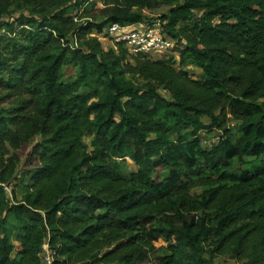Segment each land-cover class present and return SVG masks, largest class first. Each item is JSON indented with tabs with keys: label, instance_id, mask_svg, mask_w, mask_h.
Here are the masks:
<instances>
[{
	"label": "trees",
	"instance_id": "16d2710c",
	"mask_svg": "<svg viewBox=\"0 0 264 264\" xmlns=\"http://www.w3.org/2000/svg\"><path fill=\"white\" fill-rule=\"evenodd\" d=\"M103 1L98 9L92 0H0V12L54 8L49 31L25 32L37 46L22 53L18 71L0 55L10 89L28 83L41 95L10 127L0 115V264H43L44 243L51 264H150L159 247L171 252L170 264H216L221 256L264 264V0L174 5L159 19L183 43L179 63L132 56L122 43L104 49L94 34L148 20L131 9L151 4ZM68 3L78 17L66 15ZM57 22L74 30L76 46H64ZM63 65L75 68L71 82ZM190 65L201 73L190 76ZM204 130L219 132L210 147ZM35 133L49 150L28 190L10 200L5 184L17 157L8 147ZM84 134L97 137L98 150L87 151ZM196 183L202 190L192 193ZM8 216L18 224L17 245Z\"/></svg>",
	"mask_w": 264,
	"mask_h": 264
},
{
	"label": "rangeland",
	"instance_id": "374dc122",
	"mask_svg": "<svg viewBox=\"0 0 264 264\" xmlns=\"http://www.w3.org/2000/svg\"><path fill=\"white\" fill-rule=\"evenodd\" d=\"M96 8H102L104 6L103 0H92ZM155 4L154 0H149L151 6L142 8L139 10L134 7L132 11H140L143 16L147 17L149 21H155L161 18L164 15L170 13L171 8L182 2V0H175L173 4L160 3ZM67 14L71 17H78L80 12L76 8H72L71 3L67 4ZM54 8H36L31 5L21 6V5H12L5 12H0V55L8 63L12 65L13 71H18L21 66V55L26 53L28 50H33L34 46L37 44L30 40L26 36V31L29 29H39L40 27L46 28L48 24L46 17L52 20V12ZM199 15L202 14V11L197 12ZM86 17H79V23L86 21ZM99 20V18H98ZM47 23V24H46ZM67 38L63 41L64 46L66 42L71 46H76L73 29H70L67 25H64L60 22H57ZM49 31V30H48ZM53 38H58L56 32H52ZM96 36V35H95ZM102 44L104 49H115V43L109 37H101V35L96 36ZM61 40H56L54 44L59 43ZM53 43V42H52ZM12 45H15L16 49L13 54H11ZM158 60V58H156ZM177 65V64H175ZM183 69L187 70L192 77H196L201 73V69L197 66H185ZM60 74L62 79L66 82H71L75 75V68L72 66L63 65L60 69ZM138 82V80H137ZM140 82V81H139ZM12 81L9 79L7 72L0 73V115L4 116L7 119L8 127L11 126L12 119L18 114L19 118H22L26 115L27 112L31 111L33 103L35 100H38L41 95L35 94L32 91V87L26 83L24 86H21L15 89H10ZM160 92L169 97L168 93L164 89H160ZM205 123H209L210 119L205 117L203 118ZM45 134L35 133L32 134L27 142L20 146L16 150H12L8 147L9 153H14L17 157L16 170L12 176L10 184H5V191L7 197L11 200L12 191H14L15 197L20 198L27 190V183L29 176L33 174L34 170L40 166L39 156L49 150L48 144L44 141ZM202 144L204 147H210L212 143H215L219 138L218 130H214L209 133L207 130L202 131L200 135ZM83 141L86 145L87 151L98 150V139L96 136H89L84 134ZM130 169H136V166L130 161H127ZM166 173V172H164ZM205 175V174H204ZM203 177L197 178L194 177L193 181L197 182ZM193 181L187 180L186 183H193ZM202 190L201 185L192 184L191 192H200ZM7 224L11 227L12 232L10 234L11 240L14 245L17 243L13 240L15 235L18 232V224L12 219V217H7ZM171 252L164 248H158L156 251V258L150 264H170V262L165 263V257ZM15 255V250L12 251L11 256ZM43 263V262H42ZM216 264H240L235 260L230 259L228 256H221L215 259ZM108 264H117V263H108ZM177 264H197L195 261L191 260L190 262L182 261V263L177 262Z\"/></svg>",
	"mask_w": 264,
	"mask_h": 264
},
{
	"label": "built area",
	"instance_id": "2783aa9c",
	"mask_svg": "<svg viewBox=\"0 0 264 264\" xmlns=\"http://www.w3.org/2000/svg\"><path fill=\"white\" fill-rule=\"evenodd\" d=\"M109 37L116 45L122 43L128 53L136 56L141 53L149 59H164L174 56L179 63L183 43L171 37L164 29V22L143 20L130 24L111 23L101 33L94 34ZM41 262L51 264L52 254L46 243L42 246Z\"/></svg>",
	"mask_w": 264,
	"mask_h": 264
}]
</instances>
